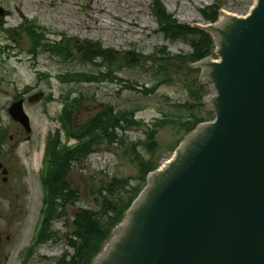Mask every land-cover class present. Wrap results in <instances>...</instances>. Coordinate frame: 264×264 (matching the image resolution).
Instances as JSON below:
<instances>
[{"label": "rangeland", "instance_id": "374dc122", "mask_svg": "<svg viewBox=\"0 0 264 264\" xmlns=\"http://www.w3.org/2000/svg\"><path fill=\"white\" fill-rule=\"evenodd\" d=\"M161 2L168 15L192 28L208 25L203 13L212 7L218 9V19L223 12L244 16L255 4V0ZM151 6L152 0H0V7L6 11V17L0 20V164L7 171L4 182L0 169V264H54L67 249L70 217L79 209L96 211L97 192L114 178L134 186L138 179L136 153L145 159L150 157L145 148V126L119 129L116 132L120 138L115 143L95 147L69 175L71 187L78 191V201L67 209L69 219L52 222L50 229L56 233V240L40 245L31 259H26L23 254L27 255L33 245L41 221V170L46 140L60 130L59 117L66 103L76 101L71 109L75 126L88 123L106 105L115 111L133 110L136 120L151 126L166 115L187 119L189 91H198V97L205 86L206 94L199 96L202 108L193 110L197 118L213 120L208 100L213 95L212 84L204 79L201 68L192 66L186 70L182 66L175 72L161 71L163 76L157 75L159 53L175 57L191 54L192 50L184 42L163 39L151 16ZM26 24L41 34L37 44L45 49L37 47L33 52L32 42L20 31ZM73 42L97 43L103 50L119 53L120 58L135 51L138 63L134 67L109 69L111 81L67 83L62 76L93 74L99 79L98 72L106 69L100 60L95 64L83 61L73 49ZM55 43L67 45L65 57L48 51ZM212 49L205 59L219 62L216 45ZM167 74L172 81L163 85L159 80ZM38 93L43 94L39 103L26 102ZM19 99L24 101L23 110L30 120L29 134L8 115L11 104ZM180 136V132L169 127L155 134L157 150L151 159L158 168L171 159Z\"/></svg>", "mask_w": 264, "mask_h": 264}, {"label": "water", "instance_id": "95a60500", "mask_svg": "<svg viewBox=\"0 0 264 264\" xmlns=\"http://www.w3.org/2000/svg\"><path fill=\"white\" fill-rule=\"evenodd\" d=\"M241 18L197 26L220 58L194 65L212 84L215 118L148 176L93 264H264V0ZM22 104L9 115L29 133Z\"/></svg>", "mask_w": 264, "mask_h": 264}, {"label": "trees", "instance_id": "16d2710c", "mask_svg": "<svg viewBox=\"0 0 264 264\" xmlns=\"http://www.w3.org/2000/svg\"><path fill=\"white\" fill-rule=\"evenodd\" d=\"M151 13L158 25V33L163 36L165 41H181L188 44L192 50L191 54L175 57H170L163 52L159 53L157 64L160 70L157 75H162L161 71L175 72L181 69L182 66H185L186 70H191L189 67L191 64L205 59L210 54L213 48L211 37L196 28L179 24L167 14L161 0H153ZM203 17L207 23H214L218 17V9L212 7L209 11L203 13ZM35 29L30 24L23 25L20 28V31L32 42L33 52L37 47L45 49L42 44H37L41 41L42 36ZM72 46L83 61L95 64L96 61L100 60L105 64L106 69L98 72L99 79L97 77L93 78V74H89L90 77L86 74L62 76L67 80V83L82 84L95 81H111L109 79L111 68L115 66L116 68L134 67L138 63L139 56L134 54L135 51L126 53V58H120L119 53L107 49L103 50L97 43L83 42L78 45L73 42ZM48 51L62 57L68 54L67 45L57 43L52 45ZM164 77L166 78L159 80L162 81L163 85L172 81L168 74ZM204 89L205 86L201 88L200 93L203 92L205 95L206 91ZM197 92L196 90L194 92L189 91L190 99L186 103V111H190V113L187 119L182 118L181 115H166L162 120H155L151 126L144 125L136 120L133 110L115 111L113 107L108 105L101 108L88 123L75 126L71 118V109L76 101L71 100L65 104V108L59 117L60 130L50 134L45 144L41 174L44 192L42 200L43 218L36 245L55 238L56 233H53L50 229L52 222L69 219L67 209L74 206L78 201V191L71 187L69 175L77 163L84 162L94 152L95 147L115 143L120 138L116 132L119 129L125 131V128L145 126L146 131H144V134L145 140H147L145 148L148 150L150 157L145 159L144 156L136 153L138 179L134 186H129L128 181L114 178L111 180L110 185L104 187L103 191L97 192L94 199L95 205L98 207L96 211L79 209L70 217L72 220L71 232L67 239L68 250L57 260L56 264H92L111 237L113 229L121 223L126 211L144 188L146 176L157 169V164L151 159L157 150L156 141H154L155 134L165 127L180 132L181 136L176 143L177 146L186 134L194 130L199 123L205 122L194 114L193 109L196 108V111H199L202 108L200 93L197 97ZM60 132L64 134V142L61 141ZM71 140L75 143L67 145Z\"/></svg>", "mask_w": 264, "mask_h": 264}, {"label": "bare ground", "instance_id": "6f19581e", "mask_svg": "<svg viewBox=\"0 0 264 264\" xmlns=\"http://www.w3.org/2000/svg\"><path fill=\"white\" fill-rule=\"evenodd\" d=\"M257 2H258V0H255V4H254V6L249 10L247 16L242 17L241 20H244V19L246 20L247 18H249V16H250V15L252 14V12L255 10ZM230 17H232V16H229V14H227L226 12H223L222 15H221V18H220L219 23L216 25V28H218V27H220L222 24H224V23H225ZM237 18H239V17H237ZM205 68H206V66H205ZM212 96H213V95H212ZM212 96L208 99L209 101L212 100ZM35 159H36V161H37V158H35Z\"/></svg>", "mask_w": 264, "mask_h": 264}]
</instances>
